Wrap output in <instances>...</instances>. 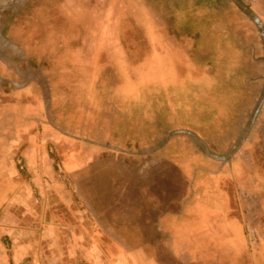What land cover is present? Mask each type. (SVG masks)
Returning a JSON list of instances; mask_svg holds the SVG:
<instances>
[{"label":"rangeland","instance_id":"374dc122","mask_svg":"<svg viewBox=\"0 0 264 264\" xmlns=\"http://www.w3.org/2000/svg\"><path fill=\"white\" fill-rule=\"evenodd\" d=\"M194 1L0 0L5 115L18 110L17 102L42 115L35 126L7 122L6 138L45 146L50 155L42 162L57 165L73 161L72 152L87 157L80 148L86 142L102 144L112 150L104 159L112 177L121 178L125 169L130 176L127 163L137 171L135 165L145 161L166 184L176 177L184 146L192 157L209 161L200 166L212 180L204 188L205 179L196 194L219 195L218 205L227 201L231 218L242 221L244 212L243 258L212 243L203 258H197L200 246L194 248L197 264H264V0H226L216 9L194 7ZM226 96L232 102L226 105L236 108L230 118L238 129L227 146L215 142L216 152L222 151L217 162L201 154L206 148L189 131L215 121V101ZM252 115L255 136L243 142ZM151 127L156 140L148 139L152 133L147 137ZM209 136L216 141L213 131ZM15 160L24 171L23 157ZM199 215L210 225L202 233L180 234L181 253L199 237L219 236L221 216ZM141 252L108 251L116 264L118 257L145 264ZM154 264L172 260L159 251Z\"/></svg>","mask_w":264,"mask_h":264},{"label":"crops","instance_id":"0c3cea01","mask_svg":"<svg viewBox=\"0 0 264 264\" xmlns=\"http://www.w3.org/2000/svg\"><path fill=\"white\" fill-rule=\"evenodd\" d=\"M17 104V111L5 115L0 97V264H116L108 251L117 250L142 251L145 264H154L159 251H165L172 264H197L195 259L203 258L212 243L243 258V210L242 221L231 218L227 201L218 205L219 195L196 194L205 179L204 188L212 180L200 166L201 161L208 164L205 158L192 157L184 149L169 184L163 176L151 175L145 161L135 165L140 167L137 171L127 163L130 176L125 169L121 178L115 172L112 177L104 164L112 150L94 142L80 144L87 157L72 152L71 162H42L50 155L45 146L15 145L9 142L14 139L6 138L7 122L32 121L35 126L40 117L42 121L34 106ZM16 155L23 157L24 171L16 164ZM200 213L221 216L219 236L199 237L192 250L184 248L181 253L180 234L202 233L210 225ZM196 246L197 258L192 253ZM118 259L124 264V257Z\"/></svg>","mask_w":264,"mask_h":264},{"label":"trees","instance_id":"16d2710c","mask_svg":"<svg viewBox=\"0 0 264 264\" xmlns=\"http://www.w3.org/2000/svg\"><path fill=\"white\" fill-rule=\"evenodd\" d=\"M226 0L220 1V0H198V1H194L193 2V6H199V7H205V8H210V9H216L218 6H220L219 3L224 2ZM201 2L205 3L201 4ZM228 2V1H227ZM206 22V21H204ZM189 37V36H188ZM215 105H214V110H216L217 112L213 113L214 115V119L216 118L215 121L213 122H207V124H202V126L200 125V129L199 130H195V131H189V133L196 137L197 142L199 143V145H204V147L206 148L205 150H201V154L206 157V159H210V160H214V161H219L220 162V158L219 155L217 156V154H222V151L220 150V153L216 152V149L218 148L216 143L218 144V146L220 147V149L222 148V146L224 145H228V143L230 142V139L235 135V133H237V129H238V122L234 121V119H231L230 116H232L233 111H236L235 106L233 107L232 105H226L227 103H231V98L229 96H226L225 99H223L222 101L220 99L215 101ZM232 113V114H231ZM203 111L201 113H199V115L197 114L195 117L198 118V120L201 118V116H203ZM229 115V116H227ZM250 117V116H249ZM256 116L252 115L249 118V130L247 129V133L245 134V141L246 142L248 140H251L255 135V132L252 130V123L254 124V118H256ZM248 118V117H247ZM209 120H212V118H207ZM153 127L148 129L147 132V137H149V134L152 133V136H154L157 132V129H152ZM213 131L215 137H216V141H212L209 134L210 132ZM156 137H152V138H148L149 140H156ZM219 139L223 140V143H221L219 141ZM209 142V143H208ZM213 142V143H212ZM216 142V143H215ZM178 143L173 144L170 148L172 150H174V147L176 149ZM183 149H186L184 146H182ZM234 149H236V151L239 150V143L236 144L234 146ZM170 150V149H169ZM236 153V152H235Z\"/></svg>","mask_w":264,"mask_h":264},{"label":"flooded vegetation","instance_id":"af4514ba","mask_svg":"<svg viewBox=\"0 0 264 264\" xmlns=\"http://www.w3.org/2000/svg\"><path fill=\"white\" fill-rule=\"evenodd\" d=\"M0 45L2 46V48H5V45H6V41H5V39L1 36V33H0Z\"/></svg>","mask_w":264,"mask_h":264},{"label":"built area","instance_id":"2783aa9c","mask_svg":"<svg viewBox=\"0 0 264 264\" xmlns=\"http://www.w3.org/2000/svg\"><path fill=\"white\" fill-rule=\"evenodd\" d=\"M18 163L21 168H24L23 161L21 159L18 160Z\"/></svg>","mask_w":264,"mask_h":264}]
</instances>
